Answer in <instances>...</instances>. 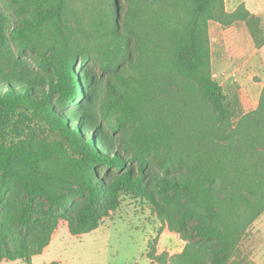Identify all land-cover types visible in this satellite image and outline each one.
Masks as SVG:
<instances>
[{"label": "trees", "instance_id": "trees-1", "mask_svg": "<svg viewBox=\"0 0 264 264\" xmlns=\"http://www.w3.org/2000/svg\"><path fill=\"white\" fill-rule=\"evenodd\" d=\"M7 1L0 263L32 264L60 221L91 233L128 195L185 241L171 256L153 244L152 262L252 264L240 245L264 213V85L232 122L209 24L244 23L259 48V19L224 0Z\"/></svg>", "mask_w": 264, "mask_h": 264}, {"label": "rangeland", "instance_id": "rangeland-1", "mask_svg": "<svg viewBox=\"0 0 264 264\" xmlns=\"http://www.w3.org/2000/svg\"><path fill=\"white\" fill-rule=\"evenodd\" d=\"M0 1L9 12L8 1ZM224 3L228 12L244 5L256 16L264 40V0H224ZM209 32L213 77L223 89L233 122L257 106L264 85V43L257 48L244 23L222 28L211 22ZM77 36L80 46L90 45L86 38ZM78 63L79 58L77 67ZM91 66L99 71L97 61ZM41 134L50 136L47 131ZM160 230L161 223L146 202L125 195L119 209L91 233L72 236L66 223L60 221L49 247L33 257L32 264L56 261L59 264H152L147 253L153 244L157 254L164 252L170 256L180 253L185 246L179 234L169 232L166 227ZM240 246L252 264H264V213L249 228ZM0 264L25 263L15 260Z\"/></svg>", "mask_w": 264, "mask_h": 264}, {"label": "crops", "instance_id": "crops-1", "mask_svg": "<svg viewBox=\"0 0 264 264\" xmlns=\"http://www.w3.org/2000/svg\"><path fill=\"white\" fill-rule=\"evenodd\" d=\"M56 232H57V230L55 231V234H56ZM53 237H54V234L52 235V238H53ZM51 240H52V239H51ZM48 247H49V246H48ZM48 247H47V248H48ZM45 250H46V248L44 249V251H45ZM44 251L42 252V254L44 253ZM38 256H40V255H38ZM148 259H149V258H148ZM149 260H150V259H149ZM150 261H151V260H150ZM56 262H58V261H56ZM59 263H60V262H59ZM151 263H152V264H157V263H154V262H152V261H151Z\"/></svg>", "mask_w": 264, "mask_h": 264}, {"label": "water", "instance_id": "water-1", "mask_svg": "<svg viewBox=\"0 0 264 264\" xmlns=\"http://www.w3.org/2000/svg\"><path fill=\"white\" fill-rule=\"evenodd\" d=\"M118 14V13H117Z\"/></svg>", "mask_w": 264, "mask_h": 264}]
</instances>
